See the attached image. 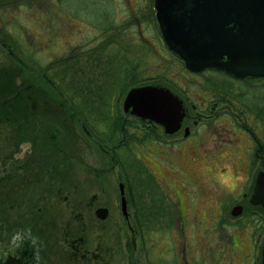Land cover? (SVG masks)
Masks as SVG:
<instances>
[{"label":"rangeland","instance_id":"374dc122","mask_svg":"<svg viewBox=\"0 0 264 264\" xmlns=\"http://www.w3.org/2000/svg\"><path fill=\"white\" fill-rule=\"evenodd\" d=\"M105 13L109 22L100 16ZM7 17L8 23L16 20L38 41L31 47L33 61L11 55L0 44L1 247L12 246L19 234L17 243L37 244L40 264L260 261L264 210L248 199L257 174L264 172V118L256 119L253 111L264 100V95L256 94L262 93L264 78L234 79L210 71L214 69L187 71L162 40L154 0H36L32 10ZM110 26L122 28L118 39L111 38L115 62L136 68L125 84L145 80L140 86L172 85L169 89L186 108L181 130L166 136L161 126L123 112L125 97L136 86L122 94L118 91L113 102L131 126L145 122L146 135L140 134L137 142L131 138L121 159L135 185L141 179L135 161L152 177V188L144 191L145 205H153L151 192L166 196L172 210L168 226L158 223L164 218L159 211L139 226L129 201L126 171L113 162L121 149L117 151V143L107 137H97L92 125L84 128L70 101L48 84L35 65L71 53L79 54L81 61L76 59V64L94 65L97 52L91 51L102 46L99 43ZM232 80L233 91L226 86ZM246 83L257 86L251 95L258 98L244 96ZM235 86L243 95L235 93ZM31 89L45 101L31 96ZM13 104L27 115L16 121ZM119 184L124 186L127 218L120 211ZM234 206L242 207L240 215H231ZM99 208L108 209L106 219L96 217Z\"/></svg>","mask_w":264,"mask_h":264},{"label":"water","instance_id":"95a60500","mask_svg":"<svg viewBox=\"0 0 264 264\" xmlns=\"http://www.w3.org/2000/svg\"><path fill=\"white\" fill-rule=\"evenodd\" d=\"M154 10L164 44L189 72L215 69L237 79L264 78V0H154ZM123 112L161 126L168 136L181 130L187 116L183 101L162 85L131 88ZM118 189L127 218L123 184ZM248 203L264 210V172L257 174ZM241 212L236 206L231 215ZM95 215L104 220L108 209ZM262 256L264 264V246Z\"/></svg>","mask_w":264,"mask_h":264},{"label":"trees","instance_id":"16d2710c","mask_svg":"<svg viewBox=\"0 0 264 264\" xmlns=\"http://www.w3.org/2000/svg\"><path fill=\"white\" fill-rule=\"evenodd\" d=\"M50 1L54 2L55 0ZM58 1L60 2V0ZM35 4L36 0H0V44H2V46H4L11 53V55L22 54L25 59L30 61H33L32 53L35 54V50L31 47H33L37 43V36L35 35L34 37V34L32 32H26L24 29H21V27H18L16 25V20L8 23L7 16L15 13L17 17L20 14V10L24 12L32 10ZM105 12L107 11L105 10ZM101 14L100 16L103 17L104 21L109 22V18L106 16L107 13H105L104 15ZM121 32L122 28L113 26L105 29V34L107 36L99 43V45L102 46L98 45L99 47L97 49L91 51V54L97 52V57L95 58L96 62L94 65H90L89 63L82 65H80V63L76 64V59L80 60V58L78 57L79 54L76 53H71L65 57L57 58L45 65L38 64L37 62L36 64L34 62L33 63L37 65V67H39V69L42 71L44 78L48 80V84L54 85L55 89L61 95H64L68 99V101H70L73 108L79 114L84 128H88L89 125H92L97 131V137L102 140L107 137L109 142L117 143V151L121 149V152L119 153L120 156L119 154L116 156V152L114 153L116 158H114L113 162L118 163L120 167L126 171V175L128 178L127 188L129 191V201L132 207L135 209L136 220L138 221L139 226L143 227L144 224H147L150 220L149 217H151V214H154L157 211L162 213V216L164 217L163 220L161 218L158 223L161 222L160 225L168 226V224L172 220L169 216L172 210L169 207L166 196H164L163 194H158V192L154 193L157 195L156 196L151 192L150 199L152 198L151 202H153V205H145L146 203L144 204L143 201L145 196L144 191H146L147 188L149 190L151 187L150 184H153V181L151 180L152 177L149 176V174L147 175V173L145 174L143 166L141 163H139V161H135L134 164L136 165V168L138 169V175L141 178L137 179L138 181H140L141 185H135L132 177H130V175L128 174L129 172H127V170L129 171L130 169H128L127 163H125L126 161L123 162L121 159V155L125 157L123 155V151H128V149H130L129 144L132 141L137 142L141 140L140 134L141 136L146 135V129L142 128L143 123L145 124V122L141 121L142 126H131V124L128 123L120 115V113L117 112V110H115V106L113 104L115 95L118 91H121L122 94L125 90L130 89L132 86H140V84L145 81L136 80L129 84H125L126 79L128 77H132V74H135L136 68L134 66L132 69H128L126 66H124L123 68V65L121 63L115 62L116 51L114 49L116 45H114L115 43L111 42V38L118 39ZM21 38H24L25 40ZM173 55L176 56L175 54ZM117 66H120L121 70L119 69L118 71ZM210 71L218 72L216 70ZM226 82L229 83L226 86L232 88L233 80L230 82ZM168 86L172 87V85ZM260 87L262 88V93H256L257 96L264 95V87ZM235 88L237 89L235 90V93H239L240 90H238L236 86ZM244 88V96L248 95V97H250L252 96L251 94H253V92L256 90L255 88H257V86L250 87L247 84ZM226 89L229 92V89ZM14 90L15 88L13 89V91ZM30 94L31 96L32 94L35 95L36 98L38 97L41 102L45 101L44 96L34 89L30 90ZM238 95H243V93H239ZM257 96L253 95L252 97ZM246 98L247 97H245V99ZM20 100L25 102L24 106H26L27 110L31 109V107H28V104L24 99ZM260 100L261 99L259 98V101ZM40 101H38L39 104ZM261 101L262 103L260 102L259 108L253 107L256 108L253 111H256L254 116L258 120L264 118V100L262 99ZM261 105H263L262 108ZM11 108L14 112L13 115L16 121L18 120L17 118H19L20 116H25L28 113V111L26 112L24 108H20L14 104L11 106ZM55 109L58 112V109ZM55 109L53 111H55ZM93 122L95 124H93ZM133 127L135 130H133ZM105 131L107 134L106 136H103V133ZM119 136L120 138H118ZM131 138L134 139L132 140ZM121 142L124 143L121 144ZM143 144L144 146H146V143ZM128 155L129 153H127V157ZM143 179H148V181H145ZM133 184L136 186V188L133 186ZM142 184L146 185L143 186ZM135 189H137V191H135ZM154 197H156V200L154 199ZM158 197L160 198L158 199ZM152 210H154V212H151ZM145 215H147L148 217H146Z\"/></svg>","mask_w":264,"mask_h":264},{"label":"flooded vegetation","instance_id":"af4514ba","mask_svg":"<svg viewBox=\"0 0 264 264\" xmlns=\"http://www.w3.org/2000/svg\"><path fill=\"white\" fill-rule=\"evenodd\" d=\"M145 122H147L148 124L156 125L155 123L150 122V121H145ZM263 243H264V240L260 247V261L257 264H263L262 263ZM38 250H39V247L37 246V244L31 243L28 241L19 242L15 246L12 245L6 248H3L0 246V264H40ZM215 264H219V263H215Z\"/></svg>","mask_w":264,"mask_h":264},{"label":"clouds","instance_id":"9594fccd","mask_svg":"<svg viewBox=\"0 0 264 264\" xmlns=\"http://www.w3.org/2000/svg\"><path fill=\"white\" fill-rule=\"evenodd\" d=\"M20 240V235L19 234H17V235H15L14 237H13V239H12V244L15 246V245H17V241H19Z\"/></svg>","mask_w":264,"mask_h":264}]
</instances>
